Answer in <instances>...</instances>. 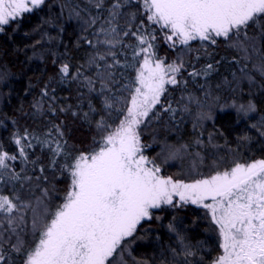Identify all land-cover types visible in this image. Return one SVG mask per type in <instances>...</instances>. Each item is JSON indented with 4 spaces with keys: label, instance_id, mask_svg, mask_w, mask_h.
<instances>
[{
    "label": "trees",
    "instance_id": "trees-1",
    "mask_svg": "<svg viewBox=\"0 0 264 264\" xmlns=\"http://www.w3.org/2000/svg\"><path fill=\"white\" fill-rule=\"evenodd\" d=\"M142 5L143 0H45L3 26L0 151L16 156L0 171V195L16 205L11 214L0 212L3 264H25L69 188L65 164L101 140L99 123L113 130L123 118L142 63V55H134L142 46L131 34L138 29L149 40L156 36L153 51L166 65L183 64L177 76L182 83L166 85L161 97L174 116L157 105L141 125L144 154L160 165L161 174L192 181L264 159V20L250 24L246 35L218 38L215 45L197 40L173 47L165 31L147 21ZM65 64L67 76L60 71ZM208 64L213 68L205 74ZM249 105L255 110L247 111ZM57 143L60 155L54 152ZM153 214L120 247H126V262L214 264L219 240L202 209L163 206Z\"/></svg>",
    "mask_w": 264,
    "mask_h": 264
},
{
    "label": "snow or ice",
    "instance_id": "snow-or-ice-1",
    "mask_svg": "<svg viewBox=\"0 0 264 264\" xmlns=\"http://www.w3.org/2000/svg\"><path fill=\"white\" fill-rule=\"evenodd\" d=\"M44 4L45 0H0V32L3 26ZM142 7L147 21L164 30L166 42L173 47L197 40L215 45L218 38L228 41L232 36L246 35L250 24L259 26L264 20V0H143ZM131 34L142 46L134 53L142 55V63L123 118L113 130L107 123H99L97 127L104 133L101 140L65 164L69 188L63 202L47 217L25 264H109L116 250L135 238L142 222L154 218L153 210L187 204L206 209L218 229L223 254L214 264H264V159L235 163L228 170L191 182L162 175L160 165L144 154L148 145L141 142V125L155 114L157 105L174 116L175 109L170 104L164 107L161 97L168 91L166 85L182 83L177 76L183 64L166 65L156 57L151 42L155 35L149 40L139 29ZM106 42L115 47L112 41ZM212 68L208 64L205 74ZM60 71L67 76L68 65ZM199 74L189 73L193 77ZM254 110L249 105L247 111ZM15 143L27 160L21 140ZM60 150L57 143L55 155H60ZM177 152L169 153V158H175ZM15 159L0 151V171ZM52 164H56L55 159ZM15 208L12 200L0 195V212L11 214ZM186 254L193 255L190 251ZM3 261L0 254V264Z\"/></svg>",
    "mask_w": 264,
    "mask_h": 264
},
{
    "label": "rangeland",
    "instance_id": "rangeland-1",
    "mask_svg": "<svg viewBox=\"0 0 264 264\" xmlns=\"http://www.w3.org/2000/svg\"><path fill=\"white\" fill-rule=\"evenodd\" d=\"M251 163H253V162H251ZM185 182H191V181H185ZM184 206H191V207L199 208V209H202L206 213V215H207V217H208V219L210 221V224L212 225V227H213V229H214V231H215V233H216V235L218 237L219 247H220V244H221L222 241H221V238L219 236L218 229H217L216 225L212 223L211 216L207 212V210L206 209H203V208H200V207H197L196 205H192V204H187V205H184ZM121 249H123V248H118L116 250V252L114 253V255L110 258V260H112L111 264H129V262L132 264L131 261H129V262H126L125 261L126 257L128 256V253L126 251V247L123 250H121ZM222 254H223V249L220 247V254H219V256L222 255Z\"/></svg>",
    "mask_w": 264,
    "mask_h": 264
}]
</instances>
